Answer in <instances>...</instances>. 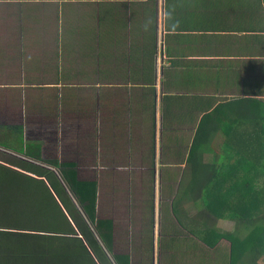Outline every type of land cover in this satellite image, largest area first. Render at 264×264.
<instances>
[{
    "label": "crops",
    "instance_id": "0c3cea01",
    "mask_svg": "<svg viewBox=\"0 0 264 264\" xmlns=\"http://www.w3.org/2000/svg\"><path fill=\"white\" fill-rule=\"evenodd\" d=\"M240 98L264 101V0H0V146L11 142L1 127H21L43 159L95 181L98 218L114 222V248L132 264L207 253L173 206L181 190L183 210L191 200L186 159L202 114L229 117L215 142L232 143ZM219 172L202 189L229 230L237 171Z\"/></svg>",
    "mask_w": 264,
    "mask_h": 264
},
{
    "label": "trees",
    "instance_id": "16d2710c",
    "mask_svg": "<svg viewBox=\"0 0 264 264\" xmlns=\"http://www.w3.org/2000/svg\"><path fill=\"white\" fill-rule=\"evenodd\" d=\"M237 102L236 140L215 142L225 133L221 123L229 119L220 109L202 114L193 135L186 159L191 200L183 210V198L176 197L172 214L179 226L192 227V234L197 229L207 253L194 247L182 255L185 264H206V260L208 264H264V183L260 180H264V101L240 98ZM1 129L12 143L3 140L0 149L25 159L0 150V264H132L130 254L115 252L114 222L98 218L97 183L79 180L74 163L43 159L37 146L23 141L21 127ZM218 158L221 166L239 173V177L232 173L233 183L224 192L229 230L218 227L212 201L205 200L202 189L221 177ZM203 198L206 206L199 210L196 204ZM222 240L229 247L217 261L210 250ZM144 258V264H153L152 252ZM176 259L171 256L169 262Z\"/></svg>",
    "mask_w": 264,
    "mask_h": 264
},
{
    "label": "rangeland",
    "instance_id": "374dc122",
    "mask_svg": "<svg viewBox=\"0 0 264 264\" xmlns=\"http://www.w3.org/2000/svg\"><path fill=\"white\" fill-rule=\"evenodd\" d=\"M224 149H225V146H222ZM227 149V148H226ZM6 154H12V155H16L18 158H23V159H25L24 157H22V156H19V155H17V154H15V153H12V151H9V150H3ZM226 152H227V150H225ZM36 163H38L39 165H41V166H43V167H46V168H49V169H52L50 166H46L45 164H42V163H39V162H36ZM217 163H222L221 162V160H220V158H218L217 159ZM221 166V164L219 165V167ZM237 177H239V173L237 172ZM78 179L79 180H84V181H87L88 179H87V176H85V175H80V176H78ZM179 179H180V175L179 176H177L176 177V183H179ZM263 183H264V180L261 178L260 179ZM89 181V180H88ZM219 184V183H218ZM177 187V186H176ZM177 190V189H176ZM178 190H180V187L178 188ZM182 193H183V191L181 190L180 191V197H181V195H182ZM215 193H217L216 191H215V188L213 189V191H211L210 192V194H215ZM217 195V194H216ZM215 195V196H216ZM208 196V195H207ZM210 196V195H209ZM179 197V198H180ZM203 200H204V198H203ZM163 214V212H160V207H159V211H156V219H158V221L160 220V214ZM246 214H247V212H245ZM115 252H118V250L116 249L115 250ZM135 264H139L138 263V258L136 257V261H135Z\"/></svg>",
    "mask_w": 264,
    "mask_h": 264
}]
</instances>
